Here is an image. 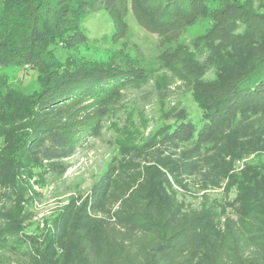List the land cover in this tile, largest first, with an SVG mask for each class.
<instances>
[{
    "label": "trees",
    "instance_id": "obj_1",
    "mask_svg": "<svg viewBox=\"0 0 264 264\" xmlns=\"http://www.w3.org/2000/svg\"><path fill=\"white\" fill-rule=\"evenodd\" d=\"M204 2L0 0V71H31L37 85L27 94L0 73V248L21 251L17 264H264V0H221L210 30L179 43L206 15ZM129 7L157 34L159 54L94 59L83 20L105 10L111 41L127 46ZM177 83L182 101L170 107ZM139 85L154 97V134L139 148L119 146L89 193L27 248L33 185L60 178L81 133L94 135L97 119L83 116ZM183 177L194 188L226 182L224 197L187 207L173 187L190 191Z\"/></svg>",
    "mask_w": 264,
    "mask_h": 264
},
{
    "label": "rangeland",
    "instance_id": "obj_2",
    "mask_svg": "<svg viewBox=\"0 0 264 264\" xmlns=\"http://www.w3.org/2000/svg\"><path fill=\"white\" fill-rule=\"evenodd\" d=\"M204 3L206 15L185 27L179 43L187 45L204 35L213 26L212 16L219 10L221 0H205ZM125 20L131 32V40L128 41L127 46L122 40L111 41L113 22L105 10L100 9L93 12L83 20V33L87 37L90 47L88 51L94 59L115 60L117 54L122 53V56L126 54L130 58H134L136 62H140L141 59L143 61L151 60L159 54L157 34L149 33L139 24L131 7L128 9ZM131 45L138 51H134ZM56 49V54L61 56L60 60H62V50ZM84 53L81 54H86V56L89 54ZM199 61H203V58L199 57ZM3 72L9 81L23 92L29 94L37 89L31 71H21V69L9 67L0 71V73ZM178 85L177 83L172 87L173 91L168 100L170 107L178 100L182 101L180 98L182 90L177 89ZM150 90L149 85H139L137 88L127 86L118 92L123 95L122 97L114 95L104 104L106 110L103 113L99 114L95 109L83 116L89 118L92 115L97 119L99 126L96 130L94 129V135L87 136L85 132H82L75 154L63 162L65 168L63 175L60 178L48 175L47 185L43 187L33 185L32 191L38 196L33 197L29 194L32 197L29 208L32 217L25 226L27 236L21 234V237L24 236L27 248L33 250L34 246H40L47 231L50 230L48 221L60 213L69 204L71 198L85 197L89 193L95 182L105 172L111 159L118 153L119 146L132 145L134 148H139L143 142L151 138L155 130L154 118H156L155 110L157 108L154 97L149 94ZM189 107L192 106L189 105ZM141 112L143 115L138 118V114ZM197 113L198 111H196ZM140 118L146 119L144 124ZM195 119H197L196 115ZM83 126L80 131H83ZM171 151L173 148L167 153L175 159L173 156L178 152ZM252 157L253 155L234 161L232 169L238 172ZM191 180V177H183V183L190 184V191H181L173 184L174 189L179 193L178 198L183 200L187 207L197 208L204 197H208L210 200L224 197L226 182H220L218 186L203 189L199 186L192 187ZM13 250L12 248H0V264H17L21 251L14 252Z\"/></svg>",
    "mask_w": 264,
    "mask_h": 264
}]
</instances>
